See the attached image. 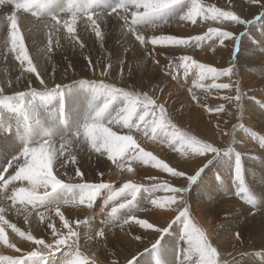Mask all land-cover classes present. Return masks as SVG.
Wrapping results in <instances>:
<instances>
[{
  "label": "rangeland",
  "instance_id": "rangeland-1",
  "mask_svg": "<svg viewBox=\"0 0 264 264\" xmlns=\"http://www.w3.org/2000/svg\"><path fill=\"white\" fill-rule=\"evenodd\" d=\"M61 1L64 7L60 4L63 8L53 11L57 6L55 4L56 1L39 0L36 4L34 0H29L31 11L23 14L27 22L26 26L33 28L34 33L33 36L26 37L25 39V44L30 56L33 55L39 47L45 44H48L50 47V43L52 44L50 47L52 51L49 53L50 60L43 61L44 66L42 71L37 68L35 73L25 72L24 76L17 81L16 77L20 76L23 70L19 68L18 63L14 60L10 52L4 51L3 54L0 53V76L8 74L11 76L12 81L11 87L5 88L4 94L7 96H14L17 93H25L21 100L15 102L16 106L14 107L9 108L0 105V178L10 181L5 186V192L7 190L13 191L16 189L14 187V181H20V187H27V181L11 180L10 178L13 175L9 174L12 170L16 169V171H18L19 167L24 165L25 157L21 155L23 147L28 146L29 148H37V146H41L40 143H44L45 139H50L53 141L51 146L55 148L57 155H59L62 140L68 139L72 142L64 145L63 155L60 156L59 161L53 165V172L57 175L58 179H61L65 183L69 182V177L74 178L72 181L74 183H108L113 186V189H119L122 184L129 182L141 186L131 207L118 210V219L112 222L114 226L111 225V223H106L107 213L111 211L112 207H118L119 204L126 203L125 196H127L128 200H132L133 198L128 193L117 197L106 205V200H104V198L108 191L102 190V194L93 201L90 208L84 206L80 208H72L71 206L70 208L69 206L61 208V211L67 212L70 210V212L76 214V217L80 221L79 224L76 222L69 226L74 231L78 233L80 231H97L101 226H104L106 227V229H104L106 232L110 231L115 234L116 231H121L122 237L124 238V232L129 225L130 227L127 234L131 235L134 241L138 238L140 240H146L143 236L145 231L155 233L154 240L146 251V253L152 251V255L150 256L151 259L155 257L153 251H157L155 249L162 247L165 249L162 250L163 252L161 251V255L163 259H167V264H174V262H176V264L177 262L195 264L197 257L192 256L191 259L188 257L187 250H185L187 249V244H185L183 240L180 245H177L178 248L175 247L176 245L167 243V240L170 239L169 236L174 235L173 233L171 234L174 229H176L175 232L182 231L183 222L182 220H177V218L180 216L181 211L185 209L188 210L190 219L204 231L198 223V220L195 219L193 212L194 209L195 211L196 209L200 211L201 208L203 217L211 224L209 225L210 230L214 232L212 236L206 233L205 235L209 243L217 251L216 264H229L221 259L223 256H225V258L231 257L230 264H264V144L260 142V139L256 141L257 138H264V135L259 136L257 133L261 132L257 130L254 131V135L251 137L246 135L244 129L241 128L242 124L239 122L240 119L237 118L239 117L240 109L236 107L237 103L241 105L243 100H247L250 101L249 106L256 103L257 106H262L264 109V97L263 99L251 97L250 94H252V90L254 89L253 87H248L250 82L257 81L258 83L264 77V42L262 41L264 38V7H262L260 3L253 4L250 0H201V3L205 6L211 5L224 11H231L240 17V19L246 20L247 23L238 24L231 20H201L197 17V23L192 24L191 22L181 21L178 17H170L167 23H162L157 29H148L146 27L131 26V11L133 9H129L128 13L129 26H125L124 21L115 13L110 16L108 15V13L120 3V0ZM13 7V4H10L9 7V3L6 0H1L0 2V11H7V13L10 14ZM186 10L187 9H185V11ZM86 11L104 17V20L99 21L103 34L102 39L96 37L85 17L77 18L74 26V35L77 38L75 41L70 38L72 34L67 33L63 27L60 29L59 42H57L55 36H51L50 38L46 36L49 29H43L41 22L51 20V18L55 16L59 18L61 24H63V22L69 18L68 16H70V14ZM140 11H143V9ZM32 12H35V15H33ZM11 22L12 19L9 17L8 23ZM18 26H21L22 31L24 30L25 25L20 21H18ZM130 27L138 29L137 34L144 36L143 43L136 39V35H133V31L129 30ZM210 27L217 28L220 31L232 32L234 36L233 38L225 39L223 43L220 42L219 38L211 35L203 41H192L187 45H173L169 43H158L153 45L149 41V37L152 36H174L177 38L203 36ZM6 32L7 28H5L3 34H0V39L6 35ZM65 37L69 38L65 39ZM221 51H223L222 54L220 53ZM250 52H252V57L249 59ZM183 56H190L192 60L197 63L206 64L218 70L231 68V74L228 76H221L211 82L206 80L200 81L195 68H191L188 73L185 74L183 68L174 69L170 67V64L177 65L181 63L180 58ZM247 60H251V62ZM138 61H143V65L141 66L138 64ZM33 62L37 63V58L35 56H33ZM188 62L190 63L191 61ZM37 76H39V79H37ZM41 80H43L44 83H41ZM218 81L230 85V87L226 89L227 94L225 96L214 87L209 88V86L214 83L218 84ZM197 82L203 86L196 87L195 85ZM245 83L247 84L245 85ZM257 83H254V87L261 86L257 85ZM100 84L112 85L116 89H122L130 93L138 94L139 96L147 95L153 99L157 105L167 107L168 113L173 120H177L175 117L176 115L183 114L185 108L184 99H187L189 109L195 106L196 110L204 109L207 105V100L210 99L214 106L210 112L214 115L210 116L209 112L206 113L209 123H211L214 130H216V128L220 130L221 128V131H228L233 128L229 134L231 137L233 133V136L227 144L224 141L225 138L222 133L219 132L218 134H214L211 126H209L211 129H208V131L212 133L213 140L209 137L211 135L210 133L209 135L206 134L208 135L206 138L199 133L200 129L198 127L193 126V132L195 136L201 138V142L204 141L203 143H209L213 147L220 149L218 155L211 152L198 155L190 148H182L178 140L175 139L174 142L171 141L173 129L166 126V129L163 131L171 138L166 142V145L162 146L160 149H163V152H159V149L149 150V142L151 145L154 144L155 146L159 140V135L162 136L163 134L160 133V129H158L155 133V138L150 139L154 134L151 128L144 129L142 123L140 124L142 129L140 131L137 129H132L130 131L128 128L123 127L122 124H117L116 120L120 118L118 113H120V110L125 104L123 97H119L109 105V108L105 112V118L101 121V125L103 127H108L118 135H132L138 145L137 152L139 148H143V144L147 147L143 148L145 151L151 152L169 167H172L176 171H182L192 175L187 180L186 176L176 177L161 168L145 165L148 171L144 176H139L140 174H136V172L142 167H140L138 162V165L134 161L131 162L127 155L124 159L130 161L128 166H131L133 171L129 173L126 170L128 166L121 170L117 168L116 163L108 159L106 152H103L102 155L100 152H96L92 149L84 136L83 126L86 123L93 122L96 109L99 106H103L108 98L107 94L101 95L99 91ZM45 86L48 87L47 91L43 90ZM260 88L264 89L262 86ZM212 89L213 93L216 95L217 93L220 94L223 103L217 100L214 101L210 98L213 94ZM237 94L240 96L239 101L235 99ZM193 97H195V99H193ZM225 97H232L233 99L227 100ZM221 106H223L222 109ZM217 109L220 110L218 111ZM222 110V121H219L218 126H214V120L220 115ZM252 112L253 111H251V113ZM157 116H159V113H157ZM146 119L151 120V117H146ZM249 119L248 117L247 121H249ZM110 120L112 123H109ZM133 120L138 121V117H133ZM185 124L189 127V124ZM189 128L191 129V127ZM248 129L251 130V128ZM145 133H147V135H145ZM143 138H146L148 141L145 142ZM77 141H84V143L77 144ZM69 153L75 156V163H73ZM13 157H17L18 159L13 161ZM27 159L31 160V156ZM64 161H67V163L61 168L60 164L64 163ZM9 162H11V166H9ZM237 163H239L240 167L239 178H237L236 175ZM10 168H12V170ZM77 170L82 172V177L76 176ZM165 184L168 185L169 188H187V191L176 193L175 202L170 205L163 200L161 201V206L152 204L154 213H152L150 209H145L148 211L147 213L150 220L144 221L140 225L137 231L139 233L137 234L136 228L131 225H133L134 222L135 226H139V224L136 223V218L145 212V210L142 211L144 209L143 204L151 203V200L157 197L163 198L173 195V193L163 188H157L154 191L150 190L153 185L162 186ZM6 193L13 192L8 191ZM70 195V193L58 190L55 193H50L49 199L56 201ZM105 199H107V197ZM6 205V208H10V216L0 215V225L6 224V222H8V224H14L21 231L31 233L34 238L42 239L45 243L52 244L51 241L55 239L53 243L55 247L56 239L60 238V236L56 235V237L53 238L54 235L50 234L47 230L51 229L48 225L51 224L52 228H54L58 234H62V230L52 218H46L43 221L39 219L40 221L36 222V225L41 227L42 230L41 228H37V226V230H35L32 228V226L34 227V224H32L33 222L29 220L32 215L28 218L26 224H20L21 221L25 220V214L19 202L13 205L11 199H6ZM30 207L32 206L29 205L28 210ZM189 207L192 210H189ZM17 209H20V211L17 212ZM218 210L219 212H217ZM37 211L43 212L45 209L38 207L34 212ZM52 214H55V212L50 213V215ZM210 214L215 217H211ZM207 216L210 217L208 218ZM53 217L55 218V216ZM129 217L132 218L129 219ZM12 218L18 222H13L11 220ZM126 219L128 220L127 223L124 222ZM165 221H167L166 224L169 222L168 225L171 224V226L167 232L161 235L155 231V228H162V224ZM147 222L153 224L155 227L153 229H148L152 226ZM242 222L243 224H241ZM82 223H88V225L92 224L91 227L93 228L88 225L82 226ZM101 229H103V227ZM4 231L8 243L15 244V241L20 242L15 244L16 248H19L22 244L27 242L33 245L31 250H22L19 248L22 252L42 249V246L36 245L30 240L21 239L7 225H4ZM237 233L239 234L238 236ZM114 234L112 237H114ZM158 238L159 243L155 244V247H153V243ZM175 240L173 239V243ZM233 241L235 243L234 245H227L228 242L233 243ZM110 242H113L112 252L102 255L108 257V259L113 256L116 257L114 258L115 260H109V263L129 264L128 261L133 259H135L134 264L140 263L137 258L138 252L133 250L130 239L122 242L117 238H111ZM222 242L225 243V250L220 247ZM116 243L119 245L117 246ZM166 244L168 245L166 246ZM182 244L184 245L182 246ZM65 245L67 244L59 246L56 252L53 253V264H61V261L65 258V250H67L68 247H64ZM62 246L64 248H62ZM93 246L94 243L89 244L84 251L86 254H84V256L87 258L86 260H89L87 264H94L95 256L91 258L92 254H90L95 253ZM91 248L93 252H90ZM0 249H3L5 255L17 252L13 248H7L4 244H0ZM221 251L224 252L223 256H221ZM94 255H96V259H98V261L95 260V264H106L99 260L97 254ZM124 255H126L128 259L123 257ZM226 255L228 256L226 257ZM38 261L39 260H37V262Z\"/></svg>",
  "mask_w": 264,
  "mask_h": 264
},
{
  "label": "clouds",
  "instance_id": "clouds-1",
  "mask_svg": "<svg viewBox=\"0 0 264 264\" xmlns=\"http://www.w3.org/2000/svg\"><path fill=\"white\" fill-rule=\"evenodd\" d=\"M8 3L13 4L14 7L10 14L4 11H0V34H3L5 28H7L6 35L0 39V53L3 54L4 51H8L12 54L14 60L18 63L19 68L22 69L20 76L16 77L19 81L24 73H35L37 68L41 71L43 70V61L50 60L49 53L52 49L45 44L38 48V50L30 56L28 48L25 44L26 37L33 36V28L27 27V22L24 19V13H29L31 11L29 0H7ZM178 0H120V3L116 7H122L125 12L129 10V6L139 9L143 7L144 11H132V25L146 27L148 29H157L162 23H167L168 19L178 17L181 21L191 22L192 24L197 23V17L201 20H232L238 21L239 17L231 11H223L214 6L197 3V0H184L183 4L179 7L171 8L169 11L164 12L163 9H169L171 5L177 4ZM185 9H187L185 11ZM35 15V12H32ZM99 19H104L96 13ZM85 12H75L68 16L69 18L65 20V23L70 25L74 29L77 18H83ZM9 17H11L12 22L8 23ZM91 19V15L88 16V20ZM87 20V21H88ZM18 21L25 25L24 30H21V26H18ZM242 23V21H240ZM43 29H51V33H46V36L50 38L55 36L57 42H59L60 29L64 27L63 24L59 23L57 17L53 16L51 20H46L41 22ZM95 23V21H93ZM35 27V25H34ZM68 33L69 29H65ZM138 29L134 28L133 35H136L137 39L143 43L144 36L137 35ZM212 33H218L219 29L209 28ZM225 37L229 36L230 33H223ZM69 37H65L68 39ZM195 39H200L196 37ZM149 41L152 44L158 43H169L173 45H187L189 40L180 39L174 36H152L149 37ZM33 56L37 58V63L33 62ZM183 61L192 60L190 56H183L181 58ZM138 64L143 65V61H138ZM190 67L197 70V75L200 81L206 79L215 80L221 75V72L217 69L212 68L206 64H200L192 60ZM229 70L224 71V75L228 74ZM39 79V76H37ZM11 76L5 74L0 76V105L4 107H14L15 102L21 100L25 93H17L14 96H7L4 94V90L7 87H11ZM42 83V82H41ZM203 85L201 84V87ZM221 85L212 84L209 87H220ZM45 91L48 87L45 86ZM104 93L101 92V95ZM131 95V94H129ZM239 97V94H238ZM237 101L239 99L237 98ZM106 106V103H104ZM236 107L239 109L240 105L237 103ZM125 111V110H121ZM135 114V108L130 112H125L124 116H120L116 120L117 124H122L123 127L128 128L130 131L138 127L137 124L132 123V117ZM146 114V113H145ZM119 115V113H118ZM115 119V118H114ZM143 116H141V120ZM112 121H109L111 123ZM148 125H145L147 127ZM147 135V133H145ZM88 145L94 149L96 152H106L108 158L114 163L121 159V157L127 155L131 161L138 162L144 165H151L153 167L161 168L167 172H173L166 163L159 160L151 152L145 151L143 148H139L137 152L136 149L138 145L134 140L132 135H118L116 132L111 131L109 128H105L102 132L99 130H93L84 134ZM155 136L150 137L154 139ZM187 143L192 151H199L203 147V142L197 140L194 136H189L186 134ZM72 142L68 139H63ZM53 141L50 139H45L43 145L40 148L38 157H31V160L27 159L25 165L19 169L16 173L15 179L22 181H27V187H19L14 190L13 195L16 200H18L24 211V219L27 223L28 218L32 215V212L28 210L27 204H36L37 207L45 209V211H37L36 215L43 221L46 218H51L50 213L55 212L57 216L60 217L64 224V227L68 228V235L63 237L62 240L56 243L68 245V249L65 253V258L61 261V264H84L86 257L80 251L79 245V235L77 231H74L69 227V222L65 220L64 214L61 212V208L66 206H71L72 208H80L81 206L90 208L93 201L97 199L98 196L102 194V190H107L109 195L105 201L107 204L110 201L115 200L117 197L123 195L126 190H130V194H133L140 189V185L133 183H124L119 189H113V186L108 183H74L72 182L74 178L69 177V182L65 183L61 179L57 178V175L53 172V165L57 163L63 152L57 155L54 147H52ZM84 141H77V144H82ZM63 145H61L62 147ZM103 150V151H102ZM73 163H75V156L69 153ZM67 161L60 164V167H64ZM117 168L123 170L125 168L124 164H117ZM129 173L133 171L131 166L126 169ZM76 176H80L79 170L76 171ZM51 190V191H49ZM62 191L70 193V196L62 198L60 200L52 201L49 199L50 193H55L57 191ZM172 204L175 200L172 197H157L152 200L151 203L156 206H161V201ZM121 205L120 207H122ZM36 208H33L35 211ZM20 209H17L19 212ZM103 211V209H102ZM116 208H112L110 212L107 213L106 223H112L114 220V213ZM4 225L10 227L13 232H15L23 240H31V233H25L16 227L14 224H2L0 225V244L6 245L7 248L12 249L15 244L8 243L7 237L4 231ZM52 226L51 224L49 225ZM99 235V233H97ZM182 234L185 236V243L187 244V255L188 257L196 256L197 260L195 264H216V251L211 246L208 241L205 232L198 227L192 219L185 217V222L182 228ZM47 247V246H46ZM9 257L3 255V249H0V259H8ZM95 264V262H94Z\"/></svg>",
  "mask_w": 264,
  "mask_h": 264
},
{
  "label": "bare ground",
  "instance_id": "bare-ground-1",
  "mask_svg": "<svg viewBox=\"0 0 264 264\" xmlns=\"http://www.w3.org/2000/svg\"><path fill=\"white\" fill-rule=\"evenodd\" d=\"M7 1V0H6ZM53 1H56L55 2V4L57 5L54 9H53V11H55V9H56V11L57 10H60V9H62L64 6L61 4V3H63L61 0H53ZM66 1V0H65ZM71 1V0H70ZM0 2H1V0H0ZM3 2V1H2ZM67 3V2H66ZM60 4L63 6V7H61L60 6ZM69 4V3H68ZM70 4H72V3H70ZM74 4V3H73ZM99 4H100V2H99ZM12 6V5H11ZM72 6V5H71ZM6 7H7V5H6ZM9 7H10V3H9ZM68 7H69V5H68ZM87 7V6H86ZM86 10V9H85ZM7 12V11H6ZM51 12V11H50ZM69 12V11H68ZM71 15V14H70ZM264 37V36H263ZM263 42H264V38H263V40H262ZM215 45V44H214ZM217 46V45H216ZM221 54L223 53V51H221L220 52ZM216 55V54H215ZM240 57V56H239ZM250 57H252V52H250V54H249V59H250ZM242 60V59H241ZM248 62H251V60H247ZM253 61V60H252ZM251 66H252V64H251ZM240 69V68H239ZM243 71V70H242ZM242 74V73H241ZM193 78V77H192ZM225 78V77H224ZM246 78V77H245ZM244 78V79H245ZM250 78V77H249ZM248 78V79H249ZM253 78V77H252ZM183 79V78H182ZM187 79V78H186ZM206 81H214V80H212V79H206ZM254 83H257V81H252V82H250V84H248V87H250V88H252L253 87V89L254 90H252V94H250V96L251 97H253V98H255V99H259V98H262L263 99V97H264V89H262V88H260L261 86L262 87H264V77L260 80V82H258L257 83V85H261V86H255L254 87ZM218 84H223V82H220V81H218ZM247 83H245V85H246ZM21 86V85H20ZM193 86V85H192ZM209 86V85H208ZM190 87V86H189ZM209 88H211V87H209ZM24 89V88H23ZM191 89V88H190ZM208 89V88H207ZM216 90H218V91H220L221 93H222V95H226L227 94V90L226 89H217V88H215ZM214 89V90H215ZM21 90V89H20ZM192 90V89H191ZM203 90V89H202ZM182 91V90H181ZM70 93H71V91H70ZM206 93V92H205ZM212 93H213V89H212ZM178 94V93H177ZM184 94H186V93H184ZM188 94V93H187ZM6 95V94H5ZM72 95H74V94H72ZM175 95V94H174ZM189 95H190V92H189ZM217 95H219V96H217ZM217 95L215 94V93H213L212 95H211V99L212 100H217V101H220V102H222L223 103V100L220 98V94L219 93H217ZM77 96V95H76ZM182 96V95H181ZM70 97H72V96H70ZM75 97V96H74ZM76 98V97H75ZM202 100V99H201ZM75 101V100H74ZM184 103H185V108H184V110H183V114H181V115H176L175 117L177 118V120L175 119V120H173L172 119V117L169 115V113H168V108L167 107H164V109H165V113H166V119H167V121H170V124H168L167 125V127H170L171 129H173V126L175 127V129H177L179 132H182V133H186L187 135H189V136H194L197 140H199V141H202L201 140V138H199L198 136H195V133L193 132V129H192V127L193 126H196V127H198L199 129H200V132L199 133H201L202 134V136H204V137H206V136H208L209 135V131H208V129H213V127L211 126V123H209V121H208V118H207V115H206V113H210V116H213L214 114L212 113V112H210V110H212L213 108H214V106H213V104H212V102H211V100L210 99H208L207 100V105L205 106V108L204 109H201V110H196L195 109V106L192 108V109H189V104H188V101H187V99H184ZM254 103V102H253ZM250 105V101H247V100H243V102H242V104L240 105V107H239V109H240V111H239V117H237V118H239L240 119V121L239 122H241V124H242V126H241V128L242 129H244V133L246 134V135H249L250 137L251 136H253L254 135V131L255 130H257V131H259V132H261V133H257V134H259V136H263L264 135V109H263V107L262 106H257L256 105V103H254V104H251V106H249ZM200 109V108H199ZM251 111H253L252 113H251ZM223 112V110L220 112V115L214 120V126H218V123H219V121H222V115H221V113ZM215 113V112H214ZM248 115V116H247ZM201 118H200V117ZM243 117H244V119H243ZM250 118L249 119V121H247V118ZM251 122V123H250ZM185 123H187V124H189V127H191V129L189 128V127H187L186 126V124ZM245 124H248V125H245ZM209 126H211V128L209 127ZM244 126H245V128H244ZM248 128H251V130H249ZM158 130V129H157ZM219 129H217L216 128V130H214L213 129V131H214V134H218L219 132L220 133H222V135L224 136V138H225V142L228 144L229 143V141H230V139L232 138V136H233V133L231 134V137L229 136V134H230V132L233 130V128L231 129V130H228V131H221V128H220V130L218 131ZM160 133H162L163 135L161 136V135H159V140L157 141V143H156V147L154 146V144L153 145H151L150 144V142H149V150H154V149H159L158 151L160 152L161 151V153L163 152V149L162 150H160L161 148H162V146H165L166 145V142L167 141H169V139L171 138L170 136H168L167 135V133L165 132V131H163V130H161L160 129ZM206 134H208V135H206ZM211 135L209 136L210 137V139H212L213 140V136H212V133H210ZM9 135V134H8ZM241 135V134H240ZM10 136V135H9ZM12 136V135H11ZM207 138V137H206ZM2 139V138H1ZM223 139V138H222ZM259 139H260V142L261 143H263L264 144V138H257V140L256 141H259ZM143 140L145 141V142H147L148 140L146 139V138H143ZM141 141V140H140ZM171 141H175V138H174V136H172V138H171ZM222 141V140H221ZM223 141V142H224ZM21 142V141H20ZM204 142V141H203ZM143 143V142H142ZM226 143H225V145H226ZM21 144V143H20ZM141 144V143H140ZM40 145H41V143H40ZM39 145V146H40ZM146 145H148V144H146ZM161 146V147H160ZM263 146V145H262ZM262 146H261V148H262ZM142 147L143 148H147L146 146H144L143 144H142ZM153 147H155V148H153ZM37 148H38V146H37ZM260 148V147H259ZM264 149V148H263ZM262 149V150H263ZM259 150V149H258ZM251 151V150H250ZM264 151V150H263ZM10 154V153H9ZM12 155V154H11ZM264 157V156H263ZM17 158V157H16ZM8 159V158H7ZM18 159V158H17ZM129 159V158H128ZM127 159H124L122 162L124 163V165H125V167L126 166H128L129 164H130V161H126ZM4 162V161H3ZM18 162H19V160H18ZM132 162V161H131ZM13 164H14V162H13ZM21 164V163H20ZM136 164H137V162H136ZM140 164V163H139ZM192 164V163H191ZM15 165V164H14ZM18 165H19V163H18ZM138 165V164H137ZM1 166V165H0ZM22 166V165H21ZM134 166H135V164H134ZM144 166V167H143ZM18 167V166H17ZM16 167V168H17ZM140 167H142V168H140V169H138V172H136V174H140L139 176H144L145 175V173L148 171V169L145 167V165L144 164H140ZM9 168V167H8ZM133 168H135V167H133ZM1 169V168H0ZM11 170H12V168H10ZM136 169V168H135ZM9 170V169H8ZM7 170V171H8ZM10 170V171H11ZM9 171V172H10ZM16 169L15 170H12L11 171V173H9V174H11V175H13V176H15V174H16ZM4 173V172H3ZM5 174H7V173H5ZM135 174V173H134ZM230 176V175H229ZM7 178V177H6ZM22 181V180H21ZM230 181H232V180H230ZM14 187L15 188H19L20 186H21V182L19 181H14ZM223 184V183H222ZM232 185V184H231ZM229 187V186H228ZM232 187V186H231ZM13 190V189H12ZM217 190V189H216ZM13 192V191H10V190H7L6 192ZM5 191H4V194H5V198L7 199L8 197H11L12 196V193H6ZM143 193V192H142ZM109 195V193L108 192H106V197ZM105 197V198H106ZM104 198V200H106ZM147 199V198H146ZM251 201V200H250ZM261 202V201H260ZM203 203V202H202ZM226 203V202H225ZM227 203H228V201H227ZM224 204V203H223ZM234 204V203H233ZM233 204H232V206H233ZM255 204V203H254ZM105 205V204H104ZM144 205V209L142 210V211H144L145 209H147V210H149L150 209V211L152 212V213H154V211H153V206H152V203H144L143 204ZM226 205V204H225ZM229 205V204H228ZM236 205V204H235ZM181 206H182V203H181ZM196 206V205H195ZM209 206H211V205H209ZM221 206V205H220ZM106 207V206H105ZM225 207V206H224ZM231 207V206H230ZM235 207V206H234ZM69 208H70V206H69ZM194 208H198V207H194ZM220 208V207H219ZM218 208V209H219ZM222 208V207H221ZM238 208V207H237ZM191 208L189 207V210H190ZM212 209V208H211ZM216 209V208H215ZM230 209V208H229ZM228 209V210H229ZM139 210V209H138ZM192 210V209H191ZM205 210H207V209H205ZM254 210H255V208H254ZM29 211H31L32 212V216L29 218V220H31L33 223L32 224H34V227L32 226V224H31V226H32V228H34L35 230H37V228H41V227H38L37 225H36V222H38V221H40L39 219L40 218H38L37 217V215H36V212H34L33 211V208L32 207H30V209H29ZM222 211V210H221ZM257 211V210H256ZM63 214H64V218H65V220H67L68 222H69V226H71L72 224H74V223H76V222H80L79 220H78V218L76 217V214H74V213H72V212H70V210L69 211H67V212H65V211H61ZM148 211H146L145 210V212L144 213H142V214H140L137 218H136V221L137 220H144V221H149L150 219V217H148V213H147ZM157 212V211H156ZM193 212H194V217H195V219L196 220H198V223L200 224V226L204 229V231H205V233L207 234V235H213V233L214 232H212L211 230H210V226L209 225H211V224H209V222L203 217V215H202V213H201V208H200V211L199 210H197L196 209V211H195V209L193 210ZM208 212V211H207ZM210 212V211H209ZM217 212H219V210L217 211ZM228 212V211H227ZM233 212V211H232ZM237 212H238V210H237ZM251 212V211H250ZM262 212H263V209H262ZM10 208H6V211L4 212V215H9L10 216ZM168 213V212H167ZM213 213V212H212ZM225 213V212H224ZM146 214V215H145ZM165 214V213H164ZM163 214V215H164ZM207 214V213H206ZM205 214V215H206ZM214 214V213H213ZM236 214V213H235ZM257 214V213H256ZM138 215V214H137ZM223 215V214H222ZM221 215V216H222ZM231 215H233V214H231ZM245 215H247V214H245ZM8 216V217H9ZM49 216L52 218V220H54L55 222H56V224L58 225V227L60 226V229L62 230V234H63V236H67L68 235V228H66V227H64V224H63V222L61 221V219H60V217L59 216H57V215H55V214H52V215H50L49 214ZM53 216H55V218L53 217ZM166 217H168L167 215H165ZM210 216H211V214H210ZM210 216H207L208 218L210 217ZM213 216V215H212ZM211 216V217H212ZM220 216V217H221ZM253 216V215H252ZM262 216V215H261ZM213 217H215V216H213ZM223 217V216H222ZM255 217H256V215H255ZM1 218V217H0ZM15 218V217H14ZM14 218H12L11 220L13 221V222H18V221H15L14 220ZM125 218V217H124ZM262 218V217H261ZM17 219V218H16ZM88 219H89V217H88ZM252 219V218H251ZM260 219V218H259ZM258 219V220H259ZM211 220V219H210ZM253 220V219H252ZM255 220H256V218H255ZM87 221V220H86ZM144 221H142V222H138L139 223V226H135V224H134V222H133V225H131L132 227H134V228H136V232L138 231V229L140 228V225L144 222ZM163 221V220H162ZM168 221V220H167ZM167 221H165L163 224H162V226L163 227H166L167 225H168V223L166 224V222ZM121 222V221H120ZM26 224V222H25V220H23V221H21L20 222V224ZM246 223H247V221H246ZM248 223H249V221H248ZM255 223V222H254ZM125 224V223H124ZM241 224H243V222L241 223ZM82 226H85V225H88V223L87 224H84V223H82L81 224ZM91 225L92 224H89L88 226H90L91 227ZM104 225V224H103ZM111 225H113L112 223H111ZM118 225V224H117ZM128 225V224H127ZM158 225V224H157ZM228 225V224H227ZM257 225V224H256ZM260 225H262V224H260ZM36 226H37V228H36ZM114 226V225H113ZM112 226V227H113ZM126 226V225H125ZM150 226H152V225H150ZM236 226V225H235ZM242 226V225H241ZM103 227V229H101ZM109 227H111V226H109ZM129 225L127 226V230L124 232V238L122 237V234H121V231H114L115 232V234L114 233H111L110 231H105L104 229H106V227H104V226H101V228H99V229H97V231L96 230H93V231H88V232H86V231H80L78 234H79V245H80V251L83 253V255L85 254V249L87 248V246H89V244H92V243H94V246H93V249H94V251H95V253H90V254H92L91 255V258H92V256L94 257V262H95V260H97L98 261V259H96V255H94V254H97V256H98V258H99V260L101 261V262H103V263H106V264H111V263H109V260H115L114 258H116L115 256H113V257H110V259H108V257H105V256H102L103 254H106V253H111L112 252V243L110 242L111 241V238H113V239H118V240H120V241H122V242H124V240H128V239H130V241H131V243L130 244H132V247H133V250H135L136 252H138V255H137V258H138V261L140 262L139 264H167V259H163V256L161 255V251L162 250H164L162 247L161 248H157V249H155V250H157V251H153L154 252V255H155V257L154 258H150V256L152 255V251H150V252H148V253H146V251L149 249L148 247L151 245V243H152V241L154 240V237H155V233L154 232H152V233H150V232H147V231H145L144 233H143V236L146 238V240H140L139 238L138 239H136L135 241L132 239V236L131 235H129V234H127V231H128V229H129ZM155 227V226H154ZM239 227H240V225H239ZM263 227V226H262ZM91 228H93V227H91ZM84 229V228H83ZM82 229V230H83ZM87 229V228H86ZM143 229V228H142ZM255 229V228H254ZM41 230H42V228H41ZM48 230V232L50 233V234H53V228H51V229H47ZM90 230V229H89ZM114 230V229H113ZM175 230L176 229H174L172 232H171V234L173 233L174 235H171V236H169L170 237V241L169 240H167L168 242L167 243H169V244H173V245H176L175 247H177V245H180V243H181V241L183 240L184 241V239H183V236H182V231H180V232H178V231H176L175 232ZM232 230V229H231ZM238 230V229H237ZM100 231H103V235L102 236H98L97 235V233L98 232H100ZM142 231V230H141ZM220 231V230H219ZM258 231V230H257ZM236 232V231H235ZM89 233V234H88ZM139 232H137V234H138ZM176 233V234H175ZM220 233H222V232H220ZM114 234V237H112V235ZM263 234H264V232H263ZM57 235H59L60 236V234H58L57 233ZM53 236V235H52ZM216 236V235H215ZM225 236H226V234H225ZM56 236H53V238H55ZM168 237V238H169ZM255 237H257V236H255ZM52 238V239H53ZM260 238V237H259ZM51 239V240H52ZM173 239L175 240L174 241V243H173ZM215 239V238H214ZM220 239V238H219ZM233 240V239H232ZM237 240V239H236ZM54 241H55V239L54 240H52L51 242H52V245H53V243H54ZM216 241H217V239H216ZM222 241H223V239H222ZM225 241V240H224ZM263 241V240H262ZM185 242V241H184ZM183 242V243H184ZM227 242V241H226ZM18 243H20V242H17V241H15V244H18ZM137 243V244H136ZM217 243H218V241H217ZM186 244V243H185ZM220 244V243H219ZM230 245V246H232V244L234 245L235 243H234V241H233V243H230V242H228L227 243V245ZM260 244V243H259ZM116 245L118 246L119 244H117L116 243ZM168 244H166V246H167ZM184 244H182V246H183ZM66 246H68V245H65L64 247H66ZM258 246V245H257ZM32 247H33V245H31V244H29L28 242L27 243H24V244H22L19 248L20 249H22V250H31L32 249ZM63 246H62V248H64ZM164 247H165V244H164ZM174 247V248H175ZM185 247V246H184ZM220 247L223 249V250H225L226 249V246H225V243L224 242H222L221 244H220ZM219 247V248H220ZM233 247H235V246H233ZM259 247V246H258ZM90 248V247H89ZM178 248V247H177ZM176 248V249H177ZM183 248V247H182ZM187 248V247H186ZM170 249V248H169ZM184 249V248H183ZM91 251L90 252H93L92 251V248L90 249ZM130 250V249H129ZM182 250V249H181ZM185 250H187V249H185ZM66 251V250H65ZM240 251V250H239ZM56 252V250L53 252V253H55ZM87 252H88V250H87ZM163 252V251H162ZM170 252V251H169ZM232 252V251H231ZM231 252H228V253H231ZM27 252H22V251H20V252H15V253H12V254H8V255H5L4 253H3V255H5V256H7V257H19V256H21V255H25ZM58 253V252H57ZM61 253H62V251H61ZM182 253V252H181ZM178 254H179V252H178ZM227 254V253H226ZM86 255V254H85ZM224 255V252L223 251H221V256H223ZM228 255H226V257H227ZM230 256V255H229ZM233 256H234V254H233ZM232 256V257H233ZM53 257H54V254L52 255V256H49V257H47V261H48V264H53V262H52V260H53ZM88 257V256H87ZM90 257V256H89ZM123 257H125L126 259H128V257L126 256V255H124ZM178 257V256H177ZM185 257V256H184ZM187 257V256H186ZM192 257V256H191ZM191 257H190V259H191ZM180 258V257H179ZM194 258V257H193ZM224 258V259H223ZM132 259V258H131ZM130 259V260H131ZM161 261H160V260ZM222 260H224L225 262H227V263H229L230 264V262H231V257L230 258H225V256H223L222 258H221ZM108 260V261H107ZM125 260V259H124ZM234 260V259H233ZM245 260V259H244ZM261 260V259H260ZM87 262L89 261V260H86ZM92 261V260H91ZM122 261V260H121ZM160 261V262H159ZM236 261V260H235ZM112 262V261H111ZM114 262V261H113ZM126 262V261H125ZM129 262V261H128ZM135 262V261H134ZM191 262V261H190ZM255 262V261H254ZM257 262V261H256ZM122 263V262H121ZM239 263V262H238ZM30 264H41V262L40 261H34V262H30ZM123 264V263H122ZM126 264V263H125ZM174 264H176V262H174ZM177 264H183V263H178L177 262ZM189 264V263H188ZM258 264V263H257Z\"/></svg>",
  "mask_w": 264,
  "mask_h": 264
},
{
  "label": "snow or ice",
  "instance_id": "snow-or-ice-1",
  "mask_svg": "<svg viewBox=\"0 0 264 264\" xmlns=\"http://www.w3.org/2000/svg\"><path fill=\"white\" fill-rule=\"evenodd\" d=\"M34 2L37 4L39 2V0H34ZM183 2H184V0H178V3L177 4H173V5L170 6L169 9H163L162 11L167 12L171 8L179 7L181 4H183ZM200 2H201V0H197V3H200ZM250 2L253 3V4L260 3L261 6L264 7V0H250ZM129 9H133L132 11H139V12H143L144 11L143 7L139 8V9H135L132 6H129ZM141 9H143V11H140ZM132 11H131V13H132ZM226 12H228V11H226ZM113 13H115L116 15H118L120 17V19H122L124 21V25L125 26H129V18H128L129 10L127 12H125L122 7H114L112 9V11L110 13H108V15L110 16ZM89 15H91V19L90 20H88V16ZM84 17L88 20V23L91 26L92 30L94 31L96 37L98 39H102L103 38V34H102V31H101V27H100L99 21L104 20V19H99L97 17V15L92 14V12H90V11H86ZM131 17H132V15H131ZM57 19L59 20V23L61 24L60 19L59 18H57ZM93 21H95V23H93ZM240 21H242V23ZM234 22H236L238 24H245V23H247L246 20L240 19V17H239V20L238 21H234ZM63 25H64L63 28L69 29L68 33L69 34H72L70 38L75 41L77 38L74 35V29L71 28L70 25L66 24L65 21L63 22ZM37 26H39V25H37ZM131 26H133L132 25V19H131ZM129 30L130 31H133L134 28L133 27H130ZM225 32L230 33V35L227 36V37H225L223 35V33H225ZM50 33H51V29H49V34ZM137 35H139V34H137ZM209 35H211L213 37H216V38H219L220 39V42L223 43V41L225 39L233 38L234 33L229 32V31H220L219 30L218 33H215L214 34V33L210 32L209 29H208V31L203 36H194V37L180 38V39L189 40V43L192 42V41L200 42V41H203V40L207 39V37ZM196 37H199L200 39H195ZM136 39H137V37H136ZM137 40H139V39H137ZM51 45L52 44L50 43V47H51ZM153 45H156V44H153ZM81 46H83V45H81ZM181 58H180L181 63H179L177 65L170 64V67H173L174 69H176V68H183L185 74H187L188 71L191 68H193V67H190V65L192 63V60H189V61H191L189 63L188 61H183ZM200 64H202V63H200ZM214 69H216V68H214ZM225 70H229L227 75H224L223 74ZM219 71L221 72V75L219 77H221V76H228V75L231 74L232 69L231 68H225V69H220ZM218 78H216V79H218ZM41 82L44 83L43 80H41ZM217 85H221V86L220 87H214V88H217V89H228L230 87V85L227 84V83L217 84ZM195 86L196 87H201V84L199 82H197ZM99 91L100 92H103L104 94H107V97L108 98L106 99V102H105L106 103V106L103 104V106H99L96 109L93 122L86 123L83 126V128H84V134L85 133H88L90 131H93V130H99V131L102 132L105 128H108V127H103L101 125V121H102V119L105 118V112L109 108V105L112 103V101L117 100L119 97H123V100L125 101L124 107L122 108L125 111H121L122 110L121 109L119 115L120 116H124L125 115V112H130V111H132L133 108H135V114H134L133 117H138V121H134L133 120V117H132V123L133 124H137V122H138V127L136 128L138 131L142 130L141 127H140V124L142 123L143 124V128L144 129L151 128V131L154 134L153 136H155V133L157 132V129L165 130L166 129V126L168 124H170V121H167V119H166V113H165L164 106L163 105H157L155 103V101L153 99H151L147 95L139 96L138 94L130 93V92L124 91L122 89H116L112 85H107V84H100L99 85ZM237 91H239V90H237ZM129 94H131V95H129ZM237 98L240 100V96L238 97V94L235 97V99L237 100ZM193 99H195V97H193ZM225 99L231 100L233 98L232 97H225ZM222 107L223 106H221V109H222ZM138 109H139V111H138ZM217 110L219 111L220 109H217ZM157 113H159V116H157ZM141 116H143V119L142 120H141ZM146 117H151V120L146 119ZM145 125H148V126L145 127ZM173 136H174V138L176 140H178L180 142L182 148H185V147L186 148H189L188 143H187L186 133L179 132L173 126ZM67 144H69V141L62 140V145L63 146L61 147L60 152H63L64 145H67ZM42 145L43 144H41V146ZM41 146L38 147V148H29L28 146L23 147V149L21 151V155L25 157V163H26V160H27V158L29 156H31V157H38L39 156V152H40ZM193 152L196 153V154H198V155H204L205 153H209V152L215 153V155H218L219 152H220V149H218L216 147H213L209 143H203V147L201 148V150H199V151H193ZM101 154L103 155V153H101ZM125 156L121 157L120 160L116 161L115 162L116 165L117 164H124L122 161L124 160ZM12 159H13V161H16L17 160L16 157H13ZM25 163H24V165H25ZM9 166H11V162H9ZM23 166H20L19 169H21ZM170 168L173 169L172 167H170ZM79 173H80V176H78V177H82V172L79 171ZM168 173H170V172H168ZM171 174L173 176H176V177L186 176L187 177V180L192 175V174H186V173H184L182 171H176V170H174L173 172H171ZM236 175H237V178H239V175H240L239 163H237ZM15 176H16V174H15ZM15 176H12L10 179L11 180H19V179H15L14 178ZM9 182L10 181H7V180H4L3 178H0V215H3V216H4V212L6 211V207H7L4 191H5V186ZM157 188H163V189H166V190L170 191L171 193H173V195L170 196V197H172L174 200H175V194L176 193L186 192L187 191V188H175V187L169 188V186L166 185V184L165 185H162V186H160V185H153V187L150 190L151 191H154ZM145 189H148V188H145ZM14 190H13V193H14ZM139 191H140V189H139ZM139 191L135 192L134 195H133V194H130V190H126L125 193L130 194L133 199L132 200H128L127 199V196H125L126 203H121V204H119L118 207H112V208H116V212L113 214L114 217H115L113 221H115L116 219H118L117 213H118V210L119 209H124L126 207H131L132 202L135 200V198H136V196H137V194H138ZM13 193H12V196L11 197H8L7 199H11L12 200V204L15 205L19 201L16 200L15 196L13 195ZM125 193L123 195H125ZM152 200H154V199H152ZM19 204H21V203L19 202ZM29 205H31L32 208H36V209L38 208L36 204H27L26 206L28 207ZM121 205H123V206L120 207ZM186 216L188 218H190L189 217V212H188L187 209H185L184 211H181L180 216L177 218V220H182L183 225H184L185 217ZM131 218L132 217H129V219H131ZM4 219H5V217H4ZM139 221H144V220H137L136 223H138ZM124 222L127 223L128 220L126 219ZM77 223L79 224V222H77ZM148 224L149 225H152V227L151 228H148V229H153L154 228V225L153 224H151V223H148ZM49 225H48V227H50ZM170 226H171V224L168 225L167 227L155 228V231L157 233H160L162 235L163 233H165V232L168 231V229H169ZM50 228H52V226ZM98 233H99V235L97 234L98 236H102L103 235V231H100ZM53 235L54 236L57 235V232H56V230L54 228H53ZM238 235L239 234L237 233V236ZM182 236H183V239L185 241V236L183 234H182ZM63 237H65V236H63V234H60V238L56 239V242L59 241V240H62ZM30 241H32L36 245L42 246V249H37V250L29 251L25 255H21L19 257H9L8 259H0V264H30V262H34V261H37V260H39L41 262V264H48L47 257L52 256L53 252L56 249H58L59 246H61V244H58V243L55 242V247H54L52 244L45 243L44 240H42V239H36L33 236H32V239ZM158 243H159V238L155 240V242L153 243V247H155V244H158ZM13 249L15 251H17V252L20 251V249L19 248H16V246ZM67 249H68V247H67ZM215 251H216V249H215ZM216 256H217V251H216ZM186 259H187V257H186ZM134 260L135 259L129 261V264H134ZM84 264H87V261H85Z\"/></svg>",
  "mask_w": 264,
  "mask_h": 264
}]
</instances>
